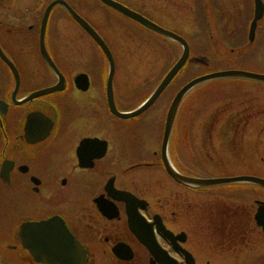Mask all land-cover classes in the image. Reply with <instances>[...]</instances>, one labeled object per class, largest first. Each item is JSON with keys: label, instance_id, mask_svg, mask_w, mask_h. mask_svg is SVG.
<instances>
[{"label": "flooded vegetation", "instance_id": "1", "mask_svg": "<svg viewBox=\"0 0 264 264\" xmlns=\"http://www.w3.org/2000/svg\"><path fill=\"white\" fill-rule=\"evenodd\" d=\"M53 1L0 0V203L5 211L0 213V264H41L25 247L29 235L21 236L20 228L56 216L79 242L83 264H264V214L256 217L264 206V187L259 184L232 180L198 187L178 182L167 172L160 146L151 153L141 147L129 149V162L118 173L110 172L119 154L108 140L89 133L78 137L63 170L57 171L49 146L62 131L58 107L78 108L79 117L86 106L105 104L106 77L99 78L105 61L102 50L61 4L49 10L41 35L43 16ZM65 1L106 43L98 28L103 14L156 33L101 0ZM114 1L157 25L149 17L151 12L158 20L169 16L165 8L145 10L137 0ZM72 23L83 32L66 29ZM119 26L115 32L121 33L120 42L135 40V29ZM42 37L54 63L58 44H83L89 39L96 61L90 63L92 68L77 72L71 58L66 61L68 72L55 63L62 89L35 96L59 81L40 54ZM75 54L81 58L80 51ZM48 119L51 130L41 139L40 130L46 129ZM71 123L68 119V126ZM194 128L182 146L179 121H174L167 158L177 173L206 179H264V132L248 133L246 117H226L222 131L212 139ZM83 139L91 140L82 146ZM203 140L209 141L207 147ZM102 141L107 144L101 155ZM133 141L140 146L138 137ZM136 168L144 170L133 172ZM81 185L84 192L75 200L76 210L60 207ZM110 185L126 193H115ZM86 188L93 192L89 197L84 196ZM14 204L21 213L16 222L7 212Z\"/></svg>", "mask_w": 264, "mask_h": 264}, {"label": "rangeland", "instance_id": "2", "mask_svg": "<svg viewBox=\"0 0 264 264\" xmlns=\"http://www.w3.org/2000/svg\"><path fill=\"white\" fill-rule=\"evenodd\" d=\"M137 5L145 10L165 8L169 14L166 19L158 20L153 12L149 17L183 37L189 44L191 56H207L209 65L200 66L199 63L188 61L185 71L180 73L173 85L146 111L127 119L106 112L103 103L100 107L86 106L81 111L80 118L77 116L78 108L69 109L64 104L60 105L58 123L62 131L61 134L57 133V139L49 146L55 157L51 162L58 166L57 171L63 170L67 154L83 134L89 133L108 140L110 147L119 154L116 166L110 169V172L115 173L129 162V149L141 147L146 153H151L159 148L165 111L170 101L178 88L196 75L209 70L212 72L232 68L264 75V17L259 22L255 40L250 43L246 38L248 22L252 16L251 0H137ZM135 8L140 11V8ZM119 25H125L133 31L135 29V40L131 43L120 42L122 35L119 31L115 32ZM98 28L107 37V44L115 62L113 88L117 108L120 111L133 108L156 86L169 64L180 54L181 47L157 33L138 29L135 22L128 24L111 14H103ZM66 29L78 34L83 32L73 23ZM92 46L90 39L83 44L69 41L58 44L57 48H54L55 63L67 72V58L73 59V66L78 68L74 72L85 67L92 68L90 63L96 61V51L91 50ZM77 50L81 52V58L75 54ZM37 64L43 67L41 62L37 61ZM106 66L104 62L99 78H105ZM100 81L102 82L101 79ZM230 116L246 117L248 133L264 132V84L233 77L212 79L192 88L181 101L175 118L179 121L181 145L186 142L187 133L191 132L193 127L195 133L206 132L209 133L208 137L214 138L222 131V122ZM68 119L72 122L70 126ZM194 121L197 123L193 124ZM91 122L93 123L90 124ZM224 130L227 131L228 128ZM199 135L196 134V138ZM135 137L140 139V146L133 143ZM262 138L264 142V136ZM248 141L253 142L254 139ZM203 143L207 147L209 141L203 140ZM185 145L189 153V146L187 143ZM44 160L50 165V160ZM132 170L143 172L144 169ZM106 177L107 175L103 179ZM83 192L82 185L75 188L72 199L60 207L68 206L71 210H76L75 200H78ZM92 193L86 188L84 196L89 197ZM2 207L0 203V213L5 212ZM7 212L16 217L15 222L21 217L16 204L10 206Z\"/></svg>", "mask_w": 264, "mask_h": 264}, {"label": "water", "instance_id": "3", "mask_svg": "<svg viewBox=\"0 0 264 264\" xmlns=\"http://www.w3.org/2000/svg\"><path fill=\"white\" fill-rule=\"evenodd\" d=\"M104 4L118 10L119 12L123 13L124 15L136 20L137 22L141 23L145 27L156 31L162 35H165L182 45V53L179 58L175 61V63L171 66V68L166 72V74L162 77L159 81L155 89L151 92V94L143 101L141 104L132 111L129 112H121L117 109L114 98H113V88H112V77L115 69L114 60L112 54L104 42V40L96 33V31L80 16L78 15L64 0H55L47 7L45 15L43 17L42 28H41V35L44 32V26L46 22V18L48 15V11L50 8L55 5L56 3L62 4L67 11L70 13L72 18L96 41L99 47L104 52L108 62H109V72L107 76V83H106V98L109 106V110L112 114L120 117V118H129L134 117L142 113L146 110L161 94V92L166 88V86L171 82V80L175 77V75L179 72V70L183 67L185 62L189 56V46L187 42L180 37L179 35L166 30L164 28L159 27L158 25L154 24L150 20L143 17L141 14L130 10L129 8L123 6L122 4L115 2L113 0H101ZM264 14V4L262 0H253V18L248 27V34L247 38L249 42H252L255 37L256 28L258 22L261 20ZM40 53L46 64L50 67L52 71H54L58 77V83L50 89L41 90L35 93V96L41 95L48 91L54 90H61L63 86L62 76L60 75L57 67L55 66L54 62L50 58L49 54L46 51L45 45L42 41L39 44ZM192 60L200 63H204V59L199 57H194ZM14 68V67H13ZM79 77H83V75H79ZM245 78L250 79L258 82L264 83V75L254 72H249L245 70L239 69H225L219 71H213L210 73H206L203 75H199L187 83H185L174 95L169 108L166 113L165 123H164V130H163V137H162V156L165 168L167 172L178 182L185 183L191 186H198V187H206L216 183L227 182L232 180H241V181H249L256 184H259L264 187V179L254 178V177H239V178H232V179H202V178H194L183 176L177 173L169 164L166 158V147L169 140L170 132L172 129L174 117L179 106L180 101L184 97V95L192 89L194 86L217 78ZM79 80V79H78ZM42 114V113H41ZM43 115V114H42ZM50 123H48L46 129L40 130V138H45L52 126V121L48 119ZM31 129V128H30ZM87 143V140L83 141L82 146ZM105 143V142H104ZM104 145L102 147V153L104 150ZM101 153V155H102ZM111 187V186H110ZM264 214V206L258 208V212L256 217H259ZM20 234L28 236L29 235V242L25 245V247L29 250L30 254L34 258L35 261L41 264H83L85 260V254L81 249V246L78 242L72 237L71 233L67 229L64 221L59 217H52L47 220H42L39 222H32L25 224L20 228Z\"/></svg>", "mask_w": 264, "mask_h": 264}]
</instances>
